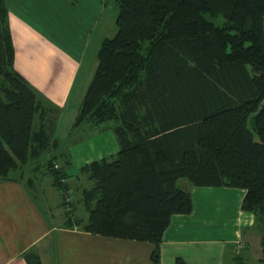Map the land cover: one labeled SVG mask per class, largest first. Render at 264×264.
Masks as SVG:
<instances>
[{"label":"trees","instance_id":"obj_1","mask_svg":"<svg viewBox=\"0 0 264 264\" xmlns=\"http://www.w3.org/2000/svg\"><path fill=\"white\" fill-rule=\"evenodd\" d=\"M112 1L115 32L99 42L71 126L113 120L117 150L79 167L91 181L80 190L86 218L65 211V225L151 243L157 263L168 217L192 207L184 177L244 189L263 260L264 0ZM13 54L0 0V178L30 162L66 188L67 152L43 156L59 107L13 68ZM23 260L40 264L32 251Z\"/></svg>","mask_w":264,"mask_h":264},{"label":"crops","instance_id":"obj_2","mask_svg":"<svg viewBox=\"0 0 264 264\" xmlns=\"http://www.w3.org/2000/svg\"><path fill=\"white\" fill-rule=\"evenodd\" d=\"M107 2L4 0L14 47L13 68L52 103L65 106V91L68 86L71 90L74 81L71 82L70 68H66L65 64L68 60L73 62L72 58L65 57V63H62V60H56L53 52L82 50L90 45L88 42L93 36L95 38L91 44L97 47L98 40L107 36L98 25V22L102 24L104 4ZM261 24L264 34V14ZM47 42L55 45L54 50L48 47ZM82 88L81 85L79 94L76 93L77 106L84 92ZM77 106L72 113L73 118ZM76 127L89 128L87 133L94 140L106 129L104 137L110 145L105 150L101 145L94 159L114 153L116 146L110 140V124L92 126L85 122ZM71 148L59 150L67 152L69 161L72 158ZM87 157H82L79 163H87L91 156ZM32 169L35 171L34 178L28 176L23 179L22 173L12 179L0 178V264H25L23 253L27 251L36 253L40 264H175V258H179L183 264H239L240 256L247 248L253 215L240 208L243 188L192 186L184 182L182 186L188 188L191 210L172 213L168 217L169 221L162 229L159 260L153 263L149 259L151 243L112 238L89 233L74 224L65 225L66 212L62 209L59 189L48 179L49 175L42 166L37 169L32 166ZM66 175L64 183L68 192L71 193L72 188L75 192L79 190L80 198L81 188L88 187L91 181L86 176H76L75 180H81L82 184L74 187L68 180L71 176ZM73 198L69 215L77 217ZM49 199L62 216L53 223L47 220L49 215L43 212L45 208L46 211L50 209ZM78 217L80 221L86 218ZM238 245L239 248H236ZM258 258V255L253 258L257 264L260 263Z\"/></svg>","mask_w":264,"mask_h":264},{"label":"rangeland","instance_id":"obj_3","mask_svg":"<svg viewBox=\"0 0 264 264\" xmlns=\"http://www.w3.org/2000/svg\"><path fill=\"white\" fill-rule=\"evenodd\" d=\"M116 11H117V7H115V4L113 3L112 0H108V2L104 4L103 19L101 20L102 24L100 25V23L98 22V25H99V28L102 27L101 30L103 29L104 33L107 36H111L115 32L114 31L115 30L114 16L116 14ZM213 21L215 24H219L222 22V17L218 16ZM95 29L98 30L97 27ZM94 38L95 37L93 36V38H91L88 42L90 45L86 48L84 47V49L82 50L78 49V50L59 51V52L56 50L55 52H53L55 58L57 57L56 60L58 61L62 60L61 61L62 63L64 62L63 60L65 57H69L70 60L72 58L73 62H70L68 59H66L68 61L64 63L66 64V68H70V72H71V78H70V75H68L67 80L70 78L71 82L72 80L74 81H73L71 90L69 89V86H68L65 91L66 92V95H65L66 100L64 102L65 106L57 105L59 108H58V112L55 115L56 117L54 120L53 131H52V136L54 137V140H56V144L54 145V147H51L50 150H47L43 156L45 157L46 155H49V154L51 155V152L55 153V151L61 150L63 148L72 147L71 148L72 158L70 159L69 164L65 167V172L71 176L70 178H68V180L73 183L72 186L74 187L82 184L81 180H79L78 182L75 180L76 176L78 177L85 176L79 171V167L81 165L79 161H81V158L85 157L86 159L88 158L87 156L89 155L91 156L90 157L91 159L97 158L98 156L97 154H98V151L100 150L101 145L102 147H104V150L107 149V145H110V142L108 143L106 138L104 137L106 129H103V133H101L102 135H100L99 133V135L94 140V138L93 137L90 138L91 136H89V134L87 133L88 132L87 130H89V128L87 127L80 128L76 126L74 127L71 126L72 120H73L72 113L77 106L76 104L77 102H75L76 95H77L76 93L78 92L79 94L81 85L84 91V88L87 82L89 81V78L95 68L94 67L96 63L95 53H96V50L99 44L97 45V47L96 45L92 46L91 43L93 42ZM100 39H103V38H100ZM100 39L98 40V43L100 42ZM46 44L48 45V47L54 50L55 45H52L49 42H47ZM68 82L70 81L68 80ZM262 101H264V98L262 99ZM108 122L109 123L113 122V120H109ZM109 123L104 122L101 124L104 126ZM98 131H101V130H98ZM113 137H114L113 132L110 131V140L117 148L116 139ZM92 144H93V147H91ZM116 148H115V151L117 150ZM110 150H114V149H110ZM32 166L33 165L30 162L26 164H22L20 167H17L14 170H9L8 175L10 177H13V176L15 177L19 173H22L23 179L28 178V176L32 177L34 176V173H35V171H32L33 170ZM48 179L49 180L51 179L50 176H48ZM177 182L182 186L183 183L186 182V179L184 177L178 178ZM77 189L78 188H76V190ZM72 190L70 194L72 195L71 197H74L73 199L75 202V210H76L74 212L78 216H80L82 219H84L86 216V212L82 208V202L79 198V190H77L76 192H75V189L72 188ZM52 203L53 201L49 199L50 209L48 211H46V208L43 209L45 210L43 212H45L49 216L50 214H54L53 215L54 217L48 216L47 220H49L51 223H53L58 217L59 218L62 217L58 211V207L52 205ZM54 210H56L57 212ZM54 212H56V214ZM225 232H226V229H225ZM249 232L250 233L248 234V237H247V245H246L247 248L245 247L246 248L245 251L240 256L241 262H238V263L239 264H257L256 262H254L253 258L254 256L258 255L259 256L258 262H260L259 264H264V259L263 260L261 259V254L259 250V239H260L259 232L254 229H251ZM221 234L222 233L220 231L219 235Z\"/></svg>","mask_w":264,"mask_h":264},{"label":"built area","instance_id":"obj_4","mask_svg":"<svg viewBox=\"0 0 264 264\" xmlns=\"http://www.w3.org/2000/svg\"><path fill=\"white\" fill-rule=\"evenodd\" d=\"M53 164H54L55 167L57 166L56 163H53ZM64 179H60V182L63 183ZM59 191H60V195H61V199H62V209H63V211L70 212V205H71V201H72L71 194L69 193L70 191L67 188H63V187L60 188ZM236 248H239V245Z\"/></svg>","mask_w":264,"mask_h":264}]
</instances>
